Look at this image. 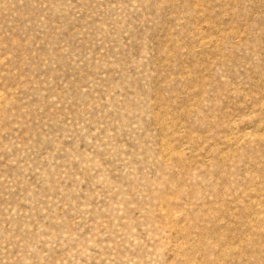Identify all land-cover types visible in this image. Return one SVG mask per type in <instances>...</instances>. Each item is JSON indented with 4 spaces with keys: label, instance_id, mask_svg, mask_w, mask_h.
<instances>
[{
    "label": "rangeland",
    "instance_id": "obj_1",
    "mask_svg": "<svg viewBox=\"0 0 264 264\" xmlns=\"http://www.w3.org/2000/svg\"><path fill=\"white\" fill-rule=\"evenodd\" d=\"M0 264H264V0H0Z\"/></svg>",
    "mask_w": 264,
    "mask_h": 264
}]
</instances>
